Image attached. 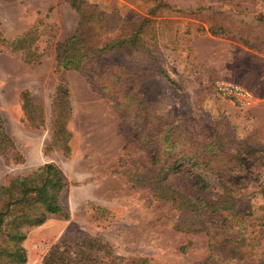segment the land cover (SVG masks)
<instances>
[{
	"label": "rangeland",
	"instance_id": "374dc122",
	"mask_svg": "<svg viewBox=\"0 0 264 264\" xmlns=\"http://www.w3.org/2000/svg\"><path fill=\"white\" fill-rule=\"evenodd\" d=\"M87 1L107 18L108 29L98 44L140 36L138 46L118 50L111 59L125 66L109 65L120 76L118 83L111 76L112 83L105 79L93 85L88 66L87 75L56 71L55 44L79 22L69 0H0V128L9 153H0V185L46 163L54 164L66 182L60 193L65 215H48L42 224L25 229L24 264H43L51 249L66 246L103 260L143 259L135 264L207 259L204 233L175 229L177 209L155 197L149 186L132 181L150 160L138 135L141 112L151 122L162 120L159 135L152 128L149 132L159 160L179 158L175 154L184 130H190L199 160L231 165L238 154L239 160H255L248 170L233 173L243 180L231 204L259 229L264 244V163L243 151L264 147V51L232 34L208 31V24L215 23L235 33L260 27L264 0ZM30 28L40 57L27 62L6 41ZM104 60H99L101 69ZM60 83L68 89L71 112L59 141L48 145L50 105ZM218 84L241 88L245 100L222 93ZM24 93L31 112L24 107ZM124 124L128 136L122 133ZM216 132L223 137V151ZM170 144H176L175 150ZM167 175L173 178L172 172ZM202 176L208 198L222 193L214 173L204 170Z\"/></svg>",
	"mask_w": 264,
	"mask_h": 264
},
{
	"label": "trees",
	"instance_id": "16d2710c",
	"mask_svg": "<svg viewBox=\"0 0 264 264\" xmlns=\"http://www.w3.org/2000/svg\"><path fill=\"white\" fill-rule=\"evenodd\" d=\"M69 3L77 12L79 22L69 37L55 44L56 71L63 73L76 70L87 75L88 66V77L93 79V85L97 86L105 79L110 84L111 76L116 78L118 83L121 78L117 73L110 71L109 65L123 68L125 66L112 62L111 59L117 56L118 50L138 46L141 43L139 34L134 33L132 38L124 37L98 44L108 29L104 13L96 3L87 0H69ZM208 25V31L213 35L232 34L246 46L253 47L256 44L264 51V18L260 27L238 33L222 23ZM34 33L35 30L30 28L22 35L6 41L12 49L20 50L27 62L34 59L38 61L40 57L37 46L33 44ZM102 58H105L106 65H102L101 69L99 60ZM23 98L26 111L31 112L32 102L27 93L23 94ZM70 112L68 89L64 83H60L50 105L51 136L48 145L59 141L64 121L69 118ZM138 121L141 127L138 135L140 141L147 145L150 160L149 164L142 166L141 173H136L132 181L138 185L149 186L155 197L170 202L177 209L179 217L173 224L175 229L204 233L209 255L206 260L197 264H264V244L260 243L259 229L247 223L248 219H244L231 204L232 198L240 196L237 183L243 180V176L233 173L248 170L255 160H239L240 154L231 165H213L211 160H199L200 150L191 148L190 130H184L182 134V144L180 143L178 153L175 154L179 157L177 160H159V147L149 132L155 129L159 135L163 129L162 120L151 122V118L141 112ZM125 127L124 124L122 133L128 136ZM209 136L215 137V133H210ZM216 136L217 145L220 146L218 150L223 151V137L217 132ZM7 142V135L0 128V153L9 157ZM169 148L175 150L176 144H170ZM243 151H246L247 155H253V159L262 158L264 163V147L257 145ZM204 170L215 174L216 183L222 189V193L213 199L206 195L207 184L202 176ZM171 172L173 178L169 179L167 174ZM65 185L61 172L52 163H46L28 175L15 176L5 185H0V264H24L27 261L22 245L26 238L25 229L42 224L48 215H65L60 203V193ZM142 261L141 258H132L129 261L121 258L103 260L84 250H71L70 246L63 249L53 248L43 258V264H135Z\"/></svg>",
	"mask_w": 264,
	"mask_h": 264
},
{
	"label": "built area",
	"instance_id": "2783aa9c",
	"mask_svg": "<svg viewBox=\"0 0 264 264\" xmlns=\"http://www.w3.org/2000/svg\"><path fill=\"white\" fill-rule=\"evenodd\" d=\"M217 89L219 91H221L222 93L233 94V95L239 97L240 99L242 98L245 100L246 96H245L244 91L237 86H234V85L224 86V85L218 84Z\"/></svg>",
	"mask_w": 264,
	"mask_h": 264
}]
</instances>
